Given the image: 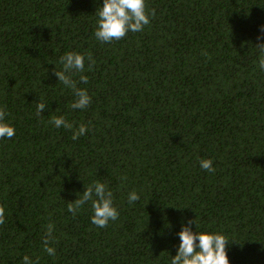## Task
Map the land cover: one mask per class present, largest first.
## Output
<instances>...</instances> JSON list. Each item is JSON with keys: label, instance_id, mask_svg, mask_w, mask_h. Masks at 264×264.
I'll list each match as a JSON object with an SVG mask.
<instances>
[{"label": "trees", "instance_id": "obj_1", "mask_svg": "<svg viewBox=\"0 0 264 264\" xmlns=\"http://www.w3.org/2000/svg\"><path fill=\"white\" fill-rule=\"evenodd\" d=\"M146 3L143 31L105 43L94 35L103 0H0V107L15 127L0 139V264H171L197 216L200 231L228 238L230 264H264V0ZM69 51L95 60L73 76L85 109L54 72ZM61 115L72 129L50 123ZM96 181L119 211L104 228L90 201L68 211Z\"/></svg>", "mask_w": 264, "mask_h": 264}, {"label": "clouds", "instance_id": "obj_2", "mask_svg": "<svg viewBox=\"0 0 264 264\" xmlns=\"http://www.w3.org/2000/svg\"><path fill=\"white\" fill-rule=\"evenodd\" d=\"M98 26L94 33L97 40L101 42H111L124 38L128 32H141L144 27L150 24V19L155 17V9L149 11L146 0H103L102 6L97 11ZM264 32V29H262ZM260 49L259 68L264 71V43L257 44ZM207 55L206 52H202ZM88 63V69H92L95 60L90 52L79 53L69 51L60 57L62 69H54L58 81L66 88L72 90L74 101L70 107L72 109H85L91 103V96L86 88L77 86V81L73 79L76 73L85 71V61ZM88 77L80 75V82L87 83ZM47 103L40 97L36 103V114L39 116L44 113ZM7 113L4 107H0V139H11L15 136V127L6 121ZM50 123L57 128L63 126L68 129L73 128V124L69 123L66 118L61 116H53ZM88 126L80 124L75 129L72 139L76 140L80 136L87 133ZM202 169L214 172L213 162L211 159H203L200 162ZM126 180V176L121 177ZM140 199V196L133 190L129 196V203H134ZM91 202L93 215L92 224L97 227H107L110 221H115L119 217V211L114 205L113 192L107 188L106 183L96 181L86 186V190L82 195L68 204V211L73 216L85 205ZM172 206V205H171ZM5 223V207L0 205V225ZM196 225V231L192 225ZM55 225L49 222L46 225V231L42 238L43 251L50 256L56 255V249L53 247L55 242L54 236ZM180 244L176 255L171 259V264H230L227 254V245L230 243L228 238L219 232L200 231L198 216L189 220L184 224L179 232ZM23 264H39V257L33 261L28 255L23 257Z\"/></svg>", "mask_w": 264, "mask_h": 264}]
</instances>
